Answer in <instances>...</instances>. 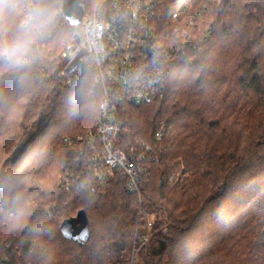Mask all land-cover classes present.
Segmentation results:
<instances>
[{
	"label": "trees",
	"instance_id": "obj_1",
	"mask_svg": "<svg viewBox=\"0 0 264 264\" xmlns=\"http://www.w3.org/2000/svg\"><path fill=\"white\" fill-rule=\"evenodd\" d=\"M66 1L0 0V264H264V0H152L180 44L162 94L119 111L139 194L93 168L90 78L50 86Z\"/></svg>",
	"mask_w": 264,
	"mask_h": 264
},
{
	"label": "built area",
	"instance_id": "obj_2",
	"mask_svg": "<svg viewBox=\"0 0 264 264\" xmlns=\"http://www.w3.org/2000/svg\"><path fill=\"white\" fill-rule=\"evenodd\" d=\"M84 1L78 23L67 19L62 7L56 12L74 30V40L62 51L59 68L47 76L51 88L70 87L90 78L89 95L98 99L95 128L85 136L88 143L95 141L92 148L99 155L93 159V168L102 180L115 175L124 178L127 190L139 194L147 175L141 161L144 156L132 146L128 150L118 146L119 111L124 105L143 104L162 94L163 64L179 53L180 42L159 46L152 25V0ZM184 38L181 42L188 43Z\"/></svg>",
	"mask_w": 264,
	"mask_h": 264
},
{
	"label": "water",
	"instance_id": "obj_3",
	"mask_svg": "<svg viewBox=\"0 0 264 264\" xmlns=\"http://www.w3.org/2000/svg\"><path fill=\"white\" fill-rule=\"evenodd\" d=\"M63 11L67 19L73 23H78L81 20V16L84 11V7L81 0H67L64 3ZM74 230L80 232V236L87 234V226L82 224L80 226L75 225Z\"/></svg>",
	"mask_w": 264,
	"mask_h": 264
},
{
	"label": "rangeland",
	"instance_id": "obj_4",
	"mask_svg": "<svg viewBox=\"0 0 264 264\" xmlns=\"http://www.w3.org/2000/svg\"><path fill=\"white\" fill-rule=\"evenodd\" d=\"M93 0H86L87 3H91Z\"/></svg>",
	"mask_w": 264,
	"mask_h": 264
}]
</instances>
